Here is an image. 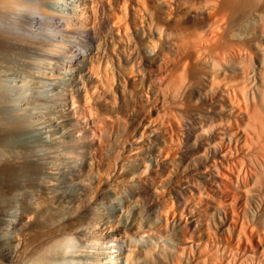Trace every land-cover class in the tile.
<instances>
[{"label":"bare ground","instance_id":"6f19581e","mask_svg":"<svg viewBox=\"0 0 264 264\" xmlns=\"http://www.w3.org/2000/svg\"><path fill=\"white\" fill-rule=\"evenodd\" d=\"M127 1L117 0L113 3L110 0L79 2L76 0H0V264H58V260L67 255V245L71 239L69 234L76 237L83 247V250H78L79 252L72 255L83 259L90 258V260H84L82 264H116V259L121 254L120 250L115 248L111 252L114 254H105L106 250L103 253L93 249L101 248V244L105 242L101 241L102 239L112 238V230L123 232L128 226L129 230L135 231L139 228L140 222H143L139 216L142 212L133 214V211L131 214L128 213L130 210L127 212L123 209L125 206L122 208L117 203L122 200L116 201L110 197L114 195L104 190L101 179L97 180V188L94 186L96 189H89V195L83 192L69 193L64 190L63 186L67 185L82 189V181L78 182L77 179L87 173V165L91 162L88 163V160L79 154L80 151H77V146L80 144L77 145L78 143L73 141V134H68L66 139L59 138L56 142L53 139L56 138L54 132H50V135L48 130L43 131V106L41 105L43 78L51 79L54 82L52 90L57 91L63 84L60 81L65 69L83 67L79 61L86 60L87 49L91 48L89 46L94 42L93 30L99 23L100 9L103 11L105 6L109 5L107 11L104 10L106 11L105 22L107 25H112L116 32L122 29V26L127 27L125 25L127 22L125 19L128 16ZM133 1L138 5L132 7L131 13L139 12L141 19L148 18L147 6L149 5L162 14L161 26L154 27V30H158L156 40L149 38L148 35L144 38L143 44L147 47L143 50H148L145 62L143 61L145 67L143 81L146 82L143 83L156 96L155 101L150 105L149 113L144 117L147 122V124L143 122L144 127L156 133L163 131L166 128L163 126L165 122L170 124L174 117L177 118L175 113L177 114L176 109L180 105L177 104L176 99L179 95L185 94L186 90L194 96L198 105L194 106L196 111H190L187 118L182 120V126L180 125L181 133H179L182 136L180 138L184 139L182 142L185 147L190 145L195 147L198 155L190 152L191 150H188L190 154L193 153L196 156L185 155L188 151L182 155V150V157L179 154L181 158H178L180 161L176 164L179 178L175 184L176 193H174L178 199L177 202L180 205L183 204L181 205L183 208L187 202L186 198L193 197V201L197 198L202 207L194 209L189 204V207L186 206L187 213L189 218H197L199 223L203 224L205 218H208L206 215L209 210L229 214L228 209L231 208L230 211L234 213V208L245 199L241 198L244 193L246 194V190L253 187H248L251 181L252 184L256 181L263 182L261 177L264 172L261 171V173L258 170L261 173L258 174L255 167L256 164L259 165L258 168L260 164L264 165V0ZM249 7H251V11L247 13L249 18L245 20L241 33L246 39L244 36L235 37L237 36L235 32L233 36V33L227 29V25H231L229 23L231 18L237 16L238 12L241 14L240 11ZM142 11L147 12L143 14ZM151 22L153 23V20ZM164 48L168 52L164 51ZM249 48L254 50L263 48L260 53L256 51L260 57L254 56L256 57L254 65L255 60L249 59L253 65L250 70L247 67L250 64L246 63V60L248 61L246 58H250ZM250 49L249 51H252ZM92 65L89 64L94 67ZM77 73L82 75L83 71L77 70L75 84L81 82ZM60 90L61 93L71 94L72 92L71 87L65 85H62ZM168 97L172 101L165 99ZM55 98L60 99V97ZM63 103L65 104V101L62 100L61 104ZM56 109L58 117H61L62 114L59 113L69 110V107L64 105ZM67 115L65 114L64 117ZM151 120L153 122L160 120V128ZM59 122L61 131L65 130L66 125ZM138 127L140 128V125ZM43 132L49 140L44 148ZM139 133L135 132V134ZM174 134L176 136V133ZM170 137L173 136L169 135ZM132 138L127 144V158L137 161H135L136 168L130 166L132 170L129 169L127 175L131 173L139 175L142 158L138 155L142 142ZM160 157V155L153 157V162L162 161ZM127 177L132 180L141 178V176L130 175ZM63 178L69 180L65 181ZM130 179L127 180L130 182ZM129 182L125 183V187L134 191L128 186ZM107 184L108 182H105L104 185ZM253 201L259 204L256 199ZM122 203L123 201L121 205ZM178 203L175 205L179 206ZM53 205L57 209L56 212L58 209L61 211L59 217L48 213L47 209ZM63 205L68 208L61 210ZM181 209L178 208V210ZM257 228L258 232L250 235L249 238L245 235L242 238L240 231L235 234L236 243L234 242L233 245L236 244L238 250L244 255L237 257L234 254L239 258L238 260H235L233 256L234 260L222 259L225 260L223 264H264V217ZM121 243L124 247L122 255L125 264H134L130 249L125 242ZM229 243L231 244V241ZM108 248L107 246V250ZM237 251L235 253H242Z\"/></svg>","mask_w":264,"mask_h":264},{"label":"rangeland","instance_id":"374dc122","mask_svg":"<svg viewBox=\"0 0 264 264\" xmlns=\"http://www.w3.org/2000/svg\"><path fill=\"white\" fill-rule=\"evenodd\" d=\"M76 1L79 2L81 0H76ZM115 1H117V0H110V2H113V3ZM128 1H127V3H128V16L125 19L127 21V22L125 21L126 22L125 25H127V27L124 28L122 26V29L120 28L119 30H117V32L114 30V27L112 25L111 26H110V24L107 25L105 22V12L107 11L106 9L108 8L109 5L105 4L106 6H105L104 10H106V11L103 10L104 11L103 12V11H100L101 9L99 10L98 19L100 21L98 20L99 23H97V25L95 26V28H94L95 31L93 30V34H94L93 36L95 39H94V42L91 44V46H89L91 48L87 49L88 54H89V52H90V54L89 55L87 54L85 61H79V63H81L83 65V67L79 66L80 68L76 67V68H72V69H65V72L62 75V80L60 81L63 84L60 85L61 87H59V90L53 91L52 88L54 86V82L51 79L49 80V79L43 78V87L41 88L42 89L41 91L43 92V100L42 99L41 100L43 102L40 101V102H42L41 105L43 106L42 107L43 131L48 130V133L54 132V134H56L55 135L56 138H53V139L56 142L59 140V138L66 139L65 137L68 136V134H70V133L73 134V137H74L73 141L78 143L77 145L80 144L79 146H77L78 147L77 151L78 152L80 151L79 154L80 155L82 154L81 156L82 157L84 156L86 159L84 157L83 158L85 160H88V163L91 162L87 165V168H88L87 173L84 174L83 177L79 176V178L77 179V181L79 180L78 182L82 181L81 182V188L82 189H80L79 187L77 188V186L76 187L75 186L69 187L68 185L63 186V188L66 192H69V193H77L78 194L80 192H83L86 195H89L90 190L97 188V180L101 179V182L103 183V186H104V190L109 191V193L111 192L110 193L111 195L112 194L114 195V196H110V194H109V196L114 198V200H116V201H120V200L123 201L122 205H121L122 201H120V203L117 202L118 204H120V206H122V208L125 206L123 209H125L127 212H128V210H130L128 213H131V214L133 211H134L133 214L135 212H136L135 214H139L142 212L141 214L143 217L141 216V214H139V216L141 217L143 222L142 221L140 222V226L137 230H135V231H134V229L129 230L128 226H127L128 230L125 229L123 232L120 230H112L113 231L112 232L113 235H111L112 238L106 237L105 239H102L101 241H105V242H103L104 244L103 243L101 244L102 245L101 248L96 247L93 249L95 251L98 250L99 252L100 251L103 252L106 250L105 254H107V253L108 254H114L111 252L114 251L115 248L120 250L121 254L117 257V259H116L117 263L116 264H125V261H124L123 255H122V252L124 251L123 243H121L122 241L125 242L126 246L130 249V256L134 257V258H132V260H133L132 262L134 264H158V262H159V264H172V263L173 264H202V263L203 264H223L224 263L223 261H225L226 259H228V260L233 259V257L235 258V260H238L239 258H237V257H239L240 255H244V253L242 251L238 250V248L236 247L237 246L236 244L233 245V243L236 241L235 240L236 239L235 234L239 233V231H240L242 238L244 237V235L249 238L250 235L256 234L258 232L257 227L260 225V221L264 217V214H263L264 213V203H263L264 202V177H263L264 174H262V177L260 176L263 179V182L260 181L261 183L260 182L257 183V181H256V182H254L255 184L254 183L252 184V181H251V183L249 184L248 187H250V186H253V187L248 188L246 190V194L244 193V196L241 198V199L245 198L244 199L245 201L241 200L239 205L237 207H235L233 210L234 213L236 212L235 213L236 215L232 211H230L232 209L229 208L228 209L229 214H227V212H226L225 213L226 215L220 211L217 213V212H214L213 210H209L207 215H206V216H208V218L207 217L206 218L208 221L209 220L210 221L208 222L205 218V222L206 221L208 222V223L206 222L207 224L205 222H204V224L199 223L197 218H193V217L189 218V213H187V207L193 206L195 209L198 207H202V204L199 200L198 201L196 200L197 198H194V201H193V197H188L189 200L186 198V201L188 203L186 202V204L183 208L181 207V205L183 206V204L180 205L177 202L178 199L175 197L176 194H174V193H176L175 192L176 191V185L175 184L179 178V172H177L178 170L176 169V164L179 163L180 159L178 160V158H181L182 155L185 153V151L191 150L190 152H194L196 154V149H195V147H192V145H190L189 147H185L184 142H182V141H184V139L180 138V136H181L180 129L182 126V120H185L187 118L186 116H188L189 113L196 111L194 106L197 107L198 105L196 103V100H194L195 99L194 96L191 93H188V91L186 90L189 95L185 91V94L179 95L176 99V100H178L177 104L180 105V107L177 108L178 110L176 109L177 114L175 113V116L177 118L174 117L173 118L174 120L172 119L173 122L170 123L172 125L167 124L166 122L163 125L166 127L165 129L167 131L164 129L163 131H161L163 133H161V132L156 133L153 130L144 127L145 124H147L146 119L144 120V117L146 116V114L149 113L150 105H151V103H153V101H155L156 98H154V97H156V96L153 93V91L151 92V89L149 90L147 87H145L146 85H144V83H146L145 81H143V77H145V75H144L145 74L144 62L146 59L145 57L147 55L146 51L148 52V50H143V49L147 48L143 44H144V38L148 37V35H149V38H153V40H156V31H158V30H156V29L154 30V27L158 28L161 26V24H162V16L161 15L162 14L158 10L153 8L151 5H149V6H147L148 7L147 10L150 11V12L148 11V14H147L148 18L147 19H143V18L141 19L139 16V12L137 13V12L133 11L131 13L132 7L137 6L138 4L135 3L133 0H128ZM251 7H254V6H251ZM251 7H249L248 9H246L247 8L246 7L244 10L240 11L241 14L238 12L237 16L235 15L233 18H231V20L229 22V23H231V25L230 24L227 25V27H228L227 29L230 31V33H233V36H235V35H237L235 37H238V36L243 37L244 36L241 33L244 29L243 25H244L245 20L247 18H249L248 14L251 11L250 10ZM144 12L142 11L143 14H144ZM242 13H243V15H242ZM129 14H130V16H129ZM153 14H154V16H153ZM147 15H145V16H147ZM157 16H159V17H157ZM239 17H240V20H239ZM236 18H237V20H236ZM156 19L158 20V22ZM159 19H161V20H159ZM152 20H153V23L151 22ZM235 20L239 24L238 23L236 24ZM154 23H155V25H154ZM150 24L152 26H150ZM156 24H157V27H156ZM234 24H236V25H234ZM237 25H241L243 28L240 26H237ZM149 26L151 27V29H149L150 28ZM101 27H103V28H101ZM134 27H136V28H134ZM127 28H128V30H126ZM230 28H231V30H230ZM109 29H110V31H109ZM147 30L148 31L150 30V31L147 32ZM128 32H130V33H128ZM234 32H235V35H234ZM118 34H120V35H118ZM240 34L242 36H240ZM130 35H131V37H130ZM121 37H123V38H121ZM125 37H127V38H125ZM129 38H130V40H129ZM244 38H245V36H244ZM116 39H118V40H116ZM129 41H130V43H129ZM124 43H126V44H124ZM122 44H124V45H122ZM134 45H135V47H134ZM127 46H128V48H127ZM142 46H144V47H142ZM129 49L131 52L128 51ZM249 49H248V52H249L248 55H250V58L247 56L248 58H246V59H248V61L246 60V63L248 62L250 64V65L247 64V65H249L247 67L250 70L251 69L250 67H252L254 65V63L256 62L255 58L257 56L260 57V55H258L257 53L258 52L260 53L263 48L262 49L259 48L260 51H259V49L254 50V48L253 49L251 48L250 50H252V51H249ZM165 50H167V49L164 48V51ZM256 51H257V53H256ZM167 52H168V50H167ZM131 54H134V55H131ZM254 54H257V55H254ZM125 56H127V57H125ZM131 56H133V57H131ZM254 56H256V57L254 58ZM261 56H262V54H261ZM249 59L255 60V61H253V65L251 64L252 60L249 61ZM92 63L94 65V67L89 66V64L92 65ZM140 65H142V66H140ZM82 68H83V70H82ZM79 69L81 72L83 71L82 75H81V73H80V75H79V73H77L78 74L77 76L81 82L75 84V82H76L75 74H76L77 70H79ZM89 70H90V72H89ZM86 73H87V75H85ZM90 73H92V74H90ZM93 73H94V75H93ZM78 78H77V81H78ZM74 79H75V81H74ZM70 84H71V86H70ZM138 84L140 86H138ZM62 85H65L67 87L68 86L71 87V91L73 93L72 92H71V94L61 93L60 89H62ZM75 85H76V87H75ZM73 88H75V89H73ZM142 89H144V90H142ZM140 90L142 93L140 92ZM42 92H41V95H42ZM143 95H145V96H143ZM55 97H60V99L55 98ZM168 98H165V99H167L168 101H172V99H170V97H168ZM152 99H154V100H152ZM186 99H188V100H186ZM56 100L59 102H57ZM62 100L65 101V104L64 103L61 104ZM183 100H184V102H183ZM180 103H183V104H180ZM64 105L69 107V110H64L62 112L59 111V112H61L59 114L60 115L62 114V115H61V117H58V111H56L57 110L56 108L62 107ZM181 105H182V107H181ZM184 109L185 110L187 109V110L185 111ZM179 110L183 113H181ZM65 114H68L69 116L67 115L66 116L67 118H66V117H64ZM179 115H181L180 118H179ZM178 119H180V120H178ZM151 121L153 124H156L160 128V126H161L160 120H156L157 122L156 121L153 122V120H151ZM58 122L63 123V125H66L65 126L66 129L61 131L60 127L58 126ZM143 122L145 124H143ZM179 122H181V124H179ZM165 124H167V125H165ZM177 124L179 126H177ZM139 125H140V128L138 127ZM119 126H121V127H119ZM141 126L143 128H141ZM174 126H175V128H174ZM136 127L139 129H137ZM67 128L69 129V131ZM72 129H74V130L72 131ZM143 129H144V131H143ZM135 132L136 133L140 132V133L135 134ZM174 133H176V136ZM93 134H94V136H93ZM50 135H51V133H50ZM169 135H172L173 137L169 138ZM76 136H78V137H76ZM140 136H142V137H140ZM132 137H134V138H132ZM131 138L139 140L140 142H142V144H140L141 146H139L140 147V149H139L140 154L138 153L139 154L138 156L140 158H142L143 164L141 163L139 165V168H140L138 170L139 175L133 174V173L129 174L130 176H133V177H135V176L140 177L141 176L140 179H135V180L134 179L132 180L129 177H127V176H129V175H127L128 171L132 170V169H130V166H132V167L134 166L136 168V165H135L136 162L135 161H137L133 158H131V159L127 158V144L131 140ZM148 139L150 140V142H148L149 141ZM141 140H143V141H141ZM48 142H49V140H48V138H46V136L43 132V148L48 145ZM153 142H154V144H153ZM80 146H82V147H80ZM173 147H175V148H173ZM181 150H182V155H181ZM176 151L177 152L179 151V153H177ZM189 151H188V153L186 152L185 155H188V154L192 155V156L198 155V154L194 155L193 153L190 154ZM179 154L181 157H179ZM125 155H126V157H125ZM158 155L161 156L160 158L162 161L157 160V162H153L154 161L153 157H155V156L157 157ZM143 159H145V160H143ZM170 160H172V161H170ZM260 165H261L260 167L262 170L259 169L260 168V167L258 168L259 165L256 164V167H255L257 169L256 171L258 172V170H259V172H261V171L264 172V167H263L264 165L263 164H260ZM97 170H98V172H97ZM259 172H258V174L262 173V172L261 173H259ZM93 174L96 176H94ZM93 177H94V179H93ZM127 179H130V182ZM63 180L68 181L69 179L63 178ZM259 180H261V179H259ZM105 182H108V184L104 185ZM126 182H129L128 186L132 187V189L134 191L128 190L125 187ZM74 185H76V184H74ZM94 186H96V188ZM259 188H261V189H259ZM119 195H121V196H119ZM257 195H259V196H257ZM116 196L119 198H117ZM255 199L259 202L258 205L256 202H255L256 203L255 204L253 201ZM192 202H193V204H192ZM64 203L66 204V202H64ZM177 203L180 207L175 205ZM189 204H191V205H189ZM199 204L201 206H198ZM259 205H261V206H259ZM63 206L64 207L62 209L60 208L61 210H66L68 208V206H66V205H63ZM52 207H54V205ZM52 207L47 209L48 213H51L52 216H54V217H59L61 211L58 209V212H56L57 209H55V207L54 208H52ZM177 207L179 209L182 208L181 209L182 211L178 210ZM134 209H136V210L138 209V210L136 211ZM54 211L56 213H54ZM138 211H141V212H138ZM57 214H58V216H57ZM171 216H172V218H171ZM231 216H233V217H231ZM234 218H235V220H234ZM225 219H226V221H224ZM231 219H233V220H231ZM195 221H197V222H195ZM223 221H224V224H222ZM228 223H229V225H228ZM44 226L46 227V225H44ZM185 226H187V227H185ZM194 226H197V227H194ZM221 226L222 227L225 226V227L222 228ZM206 227H208V228H206ZM226 227H227V229H226ZM242 227H243V229H241ZM215 234H217V235H215ZM232 234H234V235H232ZM69 236L71 237V239H69V243L67 245V250H66L67 255L63 256L62 259H59L58 264H82L84 260H90V258L89 259H83V258L78 257V256H73V255H75L76 252L83 250V247L80 244L81 242L76 237H74L72 234H69ZM183 236H184V238H183ZM180 239H182V240H180ZM229 241H231V244L233 246H231ZM127 244H129L131 246L129 247V245H127ZM47 245H49V244H47ZM107 246L109 248L111 247L110 249H112V248L113 249L110 250L108 248V250H107ZM201 247H203V248H201ZM236 251L239 253L242 252L243 254L242 253H240V254L235 253ZM211 252H212V254H211ZM83 253H85V251H83ZM205 253L207 256L205 255ZM208 254H210V255H208ZM231 254H233V255H231ZM234 254L237 257H235ZM229 255H230V258H229ZM222 259H225V260H222ZM210 260H212V261H210ZM149 261H151V262H149Z\"/></svg>","mask_w":264,"mask_h":264}]
</instances>
